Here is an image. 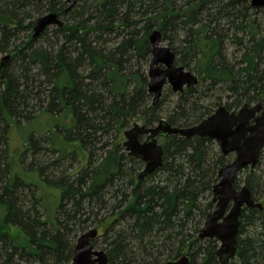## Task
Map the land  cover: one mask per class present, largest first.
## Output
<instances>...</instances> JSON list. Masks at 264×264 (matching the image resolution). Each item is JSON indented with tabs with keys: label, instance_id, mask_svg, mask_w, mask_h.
Masks as SVG:
<instances>
[{
	"label": "trees",
	"instance_id": "trees-1",
	"mask_svg": "<svg viewBox=\"0 0 264 264\" xmlns=\"http://www.w3.org/2000/svg\"><path fill=\"white\" fill-rule=\"evenodd\" d=\"M49 14L63 27L33 38L35 22ZM154 31L176 66L199 81L182 93L169 89L176 101L168 109L148 91ZM4 54L11 63L0 81V264H72L78 238L91 229L109 264H164L184 254L190 264H220L219 242L199 233L215 208L219 172L234 156L209 138L170 136L160 140L162 167L139 180L145 165L126 151L124 133L162 120L189 128L221 106L238 112L264 103V9L251 0H77L70 10L67 0H0ZM42 118L45 130L21 152L11 149L13 131ZM40 156L49 159L37 164ZM262 161L264 150L244 171L263 209L244 210L229 264H264ZM25 168L58 187L54 221ZM50 169L60 176L50 178ZM12 227L26 244L16 243Z\"/></svg>",
	"mask_w": 264,
	"mask_h": 264
},
{
	"label": "water",
	"instance_id": "water-1",
	"mask_svg": "<svg viewBox=\"0 0 264 264\" xmlns=\"http://www.w3.org/2000/svg\"><path fill=\"white\" fill-rule=\"evenodd\" d=\"M68 9L76 6L77 0H67ZM254 8L264 9V0H251ZM63 21L56 14L39 18L33 27V38L40 37L48 28L63 27ZM152 59L148 72V91L157 105L165 86L174 93L193 88L199 81L183 67L176 66V56L169 46H163L162 34L154 31L150 38ZM11 56L0 59V81L5 79ZM170 136L183 138H209L214 140L224 156L233 155L234 160L219 172V181L213 188L215 208L200 230L201 240H217L220 244V264H229L236 258L240 248V220L245 209L262 210L263 205L252 198L249 189L235 187L239 174L246 168L255 167L264 150V103L245 105L238 112H231L225 106L219 107L211 116L189 128H175L162 120L155 128L138 123L125 131L124 147L134 158L145 165L138 179L153 174L163 165L164 147L160 140ZM146 137L142 141V138ZM98 230L91 229L82 234L75 245L72 264H109L105 251L97 250L93 241ZM164 264H190V257L184 254L176 261Z\"/></svg>",
	"mask_w": 264,
	"mask_h": 264
},
{
	"label": "rangeland",
	"instance_id": "rangeland-1",
	"mask_svg": "<svg viewBox=\"0 0 264 264\" xmlns=\"http://www.w3.org/2000/svg\"><path fill=\"white\" fill-rule=\"evenodd\" d=\"M163 46H168V45H167V43L163 42ZM4 56H6V54L0 55V59ZM149 68H150V65L148 67V72H149ZM169 89L172 91V89L169 85L165 86L162 97L160 99L161 101H164V107H163L164 109H168V107L169 108L173 107L174 102L176 101V97L172 94H171V96L168 95V97H166L167 91ZM153 100H154V98H153ZM47 124H49V121H47L46 118H42L38 122L30 124V125L22 128L21 130L15 129L12 133V136H11V149L15 150V152H18V153L21 152L23 150V145H24V142L26 141V139L35 133H42L45 130ZM124 142H125V138H124ZM47 158L49 159V157H47ZM47 158L40 156L34 160H36L37 161L36 163L39 164V163H43L44 161H47ZM32 160L33 159H29L28 163H30ZM28 163H26V164H28ZM66 164L67 163H64L63 165H66ZM20 172H21L22 176L27 177L29 179H33L37 184L40 185V188L43 191L44 198H45L47 205H48V216L51 220L54 221V218L56 215V208L60 203V197H61L58 187L48 185L44 181H41V178L39 176L36 177L34 175V173H33L34 171L29 170L27 168H25L24 170H22ZM60 174H61V171L58 172L55 169H50L47 172V175L50 176V178H52V179H55L56 177L60 176ZM249 174H250V171H243L242 173L239 174V176H238L239 189H241L242 187L245 186V180ZM258 174L264 175V161H262V163H260V170H259V172H257L256 176H258ZM2 217H4V210L0 206V220L2 219ZM10 232H11V235L13 236V238L16 239L15 240L16 243H18L19 245H24L27 243L26 239L22 235V232L18 228L12 227L10 229ZM97 250H101V249L97 248Z\"/></svg>",
	"mask_w": 264,
	"mask_h": 264
},
{
	"label": "flooded vegetation",
	"instance_id": "flooded-vegetation-1",
	"mask_svg": "<svg viewBox=\"0 0 264 264\" xmlns=\"http://www.w3.org/2000/svg\"><path fill=\"white\" fill-rule=\"evenodd\" d=\"M144 139H146V137H143Z\"/></svg>",
	"mask_w": 264,
	"mask_h": 264
}]
</instances>
